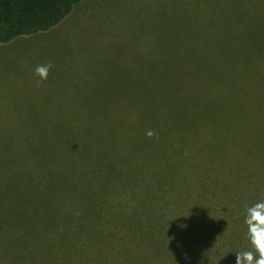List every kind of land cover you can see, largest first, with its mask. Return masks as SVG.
Wrapping results in <instances>:
<instances>
[{
    "label": "trees",
    "instance_id": "1",
    "mask_svg": "<svg viewBox=\"0 0 264 264\" xmlns=\"http://www.w3.org/2000/svg\"><path fill=\"white\" fill-rule=\"evenodd\" d=\"M254 1L259 3L176 0L177 14L168 1L165 30L153 27L146 44L141 37L136 41L137 53L158 63V75L150 78L147 92L135 95L133 106L152 113L151 120L121 129L122 135L139 136L135 139L98 142L132 164L135 172L122 173L118 182L135 189L136 207L115 210L112 219L99 207L93 206L91 215L70 207L64 214L71 220H58L29 206L22 193L0 191V264H181L179 250L196 236L197 242L216 247L217 264H236L238 252L255 253L245 219L248 208L264 202V116L252 121L246 115L244 121L228 123L220 128L224 137L211 140L207 109L251 107L235 95L227 79L240 74L239 65L229 63L245 47L240 44L244 32L220 24H227L230 16L251 23ZM90 3L0 0V45L67 24ZM133 107L128 115L136 119L142 112L137 115ZM165 107H206L198 118L209 119H193L192 109L162 118ZM79 128L69 123L73 134ZM122 187L118 183L116 190Z\"/></svg>",
    "mask_w": 264,
    "mask_h": 264
},
{
    "label": "rangeland",
    "instance_id": "2",
    "mask_svg": "<svg viewBox=\"0 0 264 264\" xmlns=\"http://www.w3.org/2000/svg\"><path fill=\"white\" fill-rule=\"evenodd\" d=\"M90 1L67 24L0 45V191L20 192L29 206L41 207L58 220H71L64 214L70 207H82L90 215L93 206L99 207L106 219L115 218V210L136 207L135 189L118 182L122 173L135 172L132 164L98 142L135 139L139 136L122 135L121 129L151 120L152 113L133 106L135 95L147 92L150 78L158 75V63L137 53V37L146 44L147 31L165 30L169 3L171 12L178 13L176 0ZM258 1L252 3L251 23L230 16L227 24H220L244 32L240 44L245 47L229 63L238 64L240 74H228L227 79L235 95L251 107H208L211 140H221L220 128L228 123L244 121L246 115L252 121L264 116V21L257 18H264V0ZM49 63L53 67L42 80L35 68ZM130 107L142 114L130 117ZM165 108L162 118L192 109L193 119H199L206 107ZM72 121L80 125L78 133L68 130ZM118 183L122 190H116ZM194 238L196 242L179 250L181 264H217L216 247Z\"/></svg>",
    "mask_w": 264,
    "mask_h": 264
},
{
    "label": "clouds",
    "instance_id": "3",
    "mask_svg": "<svg viewBox=\"0 0 264 264\" xmlns=\"http://www.w3.org/2000/svg\"><path fill=\"white\" fill-rule=\"evenodd\" d=\"M51 63L47 65H37L35 73L42 79L46 80ZM148 136H153V131H148ZM245 223L248 225V235L255 253L253 251H243L235 253L236 264H264V202L257 203L247 209ZM258 253V258L256 254Z\"/></svg>",
    "mask_w": 264,
    "mask_h": 264
},
{
    "label": "crops",
    "instance_id": "4",
    "mask_svg": "<svg viewBox=\"0 0 264 264\" xmlns=\"http://www.w3.org/2000/svg\"><path fill=\"white\" fill-rule=\"evenodd\" d=\"M14 41H15V40H13V41H11V42H9V43L1 44V45H5V46H6V44L9 45L10 43H12V42H14Z\"/></svg>",
    "mask_w": 264,
    "mask_h": 264
}]
</instances>
